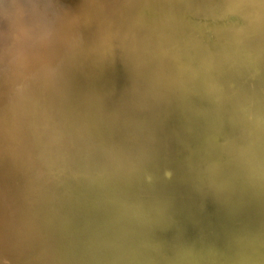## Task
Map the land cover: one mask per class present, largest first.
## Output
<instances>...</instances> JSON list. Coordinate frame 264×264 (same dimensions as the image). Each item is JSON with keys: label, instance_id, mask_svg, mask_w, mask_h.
Segmentation results:
<instances>
[{"label": "water", "instance_id": "95a60500", "mask_svg": "<svg viewBox=\"0 0 264 264\" xmlns=\"http://www.w3.org/2000/svg\"><path fill=\"white\" fill-rule=\"evenodd\" d=\"M263 42L264 0H0V264H175L84 230L160 193L211 264V210L264 164Z\"/></svg>", "mask_w": 264, "mask_h": 264}, {"label": "bare ground", "instance_id": "6f19581e", "mask_svg": "<svg viewBox=\"0 0 264 264\" xmlns=\"http://www.w3.org/2000/svg\"><path fill=\"white\" fill-rule=\"evenodd\" d=\"M262 49L264 51V42ZM233 92L230 90L224 93L226 97L224 98H237L239 94L247 95V93ZM262 148L264 149V145ZM261 153L263 154L262 151ZM256 159H259V156ZM259 160V164L249 163L242 168L243 172L239 179L244 181L243 187L238 186L234 190L236 191L234 196L224 197V203L211 210L213 214L218 215L216 219L221 223L219 229H216L210 237L212 242L205 247L206 252L210 253L211 264H264V164L261 163L263 159ZM138 196L125 195L110 202L99 198L97 199L99 201L86 204L85 212L89 215L88 222L91 224L84 225L86 233L90 232L92 226L98 227L103 224L104 227L101 229L105 232L99 238L101 240L111 241L112 236L117 242L123 243L125 239L120 238L126 237L130 239L131 244H138L144 236L148 235L146 238L156 239L155 243L147 244L148 248L154 250L153 247L170 246V253L176 256L175 264L176 261L178 264H201L203 249L193 245V233L187 239L184 237L189 233L190 228L183 225L178 230H171L174 221L170 215L174 205L169 204V197H167L169 195L160 193L157 198L155 195ZM153 208L157 209V212L153 211ZM162 208L164 211H160ZM86 227L88 228L85 229ZM85 234L82 235L84 238ZM222 235H224L223 252L218 249ZM164 236L169 239L163 241ZM202 240L204 242V239ZM72 242L76 244L78 240L75 239ZM89 251L91 252L92 249ZM134 255L139 257L138 254Z\"/></svg>", "mask_w": 264, "mask_h": 264}]
</instances>
